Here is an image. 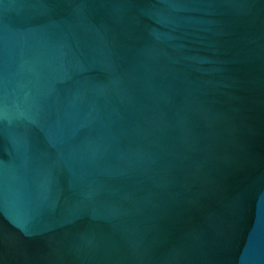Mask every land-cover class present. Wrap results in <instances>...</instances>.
I'll return each mask as SVG.
<instances>
[{
	"label": "water",
	"instance_id": "water-1",
	"mask_svg": "<svg viewBox=\"0 0 264 264\" xmlns=\"http://www.w3.org/2000/svg\"><path fill=\"white\" fill-rule=\"evenodd\" d=\"M0 264H264V0H0Z\"/></svg>",
	"mask_w": 264,
	"mask_h": 264
}]
</instances>
